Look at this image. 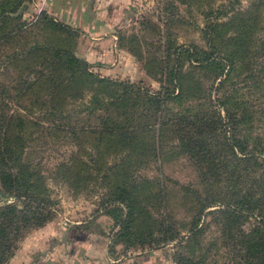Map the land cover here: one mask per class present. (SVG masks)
I'll return each instance as SVG.
<instances>
[{
  "label": "rangeland",
  "instance_id": "1",
  "mask_svg": "<svg viewBox=\"0 0 264 264\" xmlns=\"http://www.w3.org/2000/svg\"><path fill=\"white\" fill-rule=\"evenodd\" d=\"M113 1L118 20L113 21L112 30L121 37L120 45L129 56L122 61L124 70L116 74L107 73L106 62L95 64L77 56V36L52 29L34 11L25 14L23 8L18 20H0V84L9 94L7 115L11 119L6 134L8 146L15 152L7 170L23 175L17 182L21 190L47 199L54 216L49 223L12 230L0 264H55L47 256L66 250L65 242L75 236V226L100 234L103 250L98 258L104 264H175L170 259L175 252L197 264L226 262L225 252L232 240L219 232L215 214L206 217L198 243L182 242L178 247L174 241L161 243L159 238L164 226L180 235L187 233L197 198L204 203L221 200L222 191L245 194L241 180L236 176L230 181L222 179L214 172L207 180L201 177L194 162L179 153L166 129L161 134L151 129L134 131V145L116 133L101 132L109 127L96 117L99 111L91 100L90 85L80 80L68 81L63 73L62 82L50 94L47 88L27 89L25 85L33 80L37 68L33 54L48 57L52 47H66L90 64L93 74L134 83L150 93L159 92L161 86L171 89L168 74L179 62L180 72L186 74L182 106L202 108L197 103L213 96L209 86L214 76L205 71V78L203 71L191 74L190 61L178 56L179 47H194L198 54L200 49L211 51L221 58L229 50L236 51L235 68L221 91L249 83L246 76L250 69L259 79L264 75V56L255 52H260V45L264 50V4L255 5L251 0H111L108 5ZM31 2L27 7H32ZM242 30L248 33L245 40L233 42L232 37ZM198 77L199 89L189 92L188 83ZM259 80L264 82V78ZM166 106L172 112L181 108L170 101ZM59 111L60 117L52 115ZM136 116L134 113L133 120ZM145 121L140 116L137 119ZM135 141L142 144L136 146ZM224 181L233 182L234 188L229 183L225 187L209 185ZM247 184L252 186V182ZM249 190L245 197L257 199L259 191ZM0 191L5 196L0 197V205L7 199L17 210H26L25 203L12 196L14 191L9 192L7 182L0 180ZM233 196L227 195L228 199ZM115 206L117 219L108 213ZM262 216L264 220V211ZM257 218L254 212L251 217L234 219L237 235L233 250L239 249L237 240L242 233L254 230Z\"/></svg>",
  "mask_w": 264,
  "mask_h": 264
},
{
  "label": "trees",
  "instance_id": "2",
  "mask_svg": "<svg viewBox=\"0 0 264 264\" xmlns=\"http://www.w3.org/2000/svg\"><path fill=\"white\" fill-rule=\"evenodd\" d=\"M29 1L0 0V20H18L19 12L23 8L26 10ZM251 2L255 5L264 4V0H251ZM38 18L46 21L52 29H59L69 37L77 36L74 29L52 20L44 12H41ZM202 33L206 35L204 30ZM115 35L117 47L126 51L120 45L121 37L117 33ZM247 35L248 33L244 30L237 31L232 41L235 43L244 41ZM244 47L247 50L246 44ZM192 49L179 47L178 54V56L184 55L190 61L191 74L195 75V71H203V73L205 71L212 73L215 80L209 86L214 90L213 96H208L207 99L204 97L203 103H197L202 108L182 106L184 97L182 85L186 74L180 72L179 62L168 74L171 89L161 86L159 92L150 93L134 83L116 81L93 74L89 70L90 64L78 59L66 47L62 50L52 47L48 57L27 53L26 55L33 56L34 65L37 68L33 70L35 73L33 80L26 83L25 88H47L50 94V90L56 89L62 82L64 73L68 81L75 83L80 80L90 85L93 92L91 100L99 111L96 117L109 127L101 128V132L116 133L121 138H127L134 145V131L151 129L161 134V130L166 129L170 138L175 140L179 153L194 162L201 177L207 180V176H211L214 172L219 178L230 181L236 176V180L242 181L241 187L245 194L239 191L229 194L230 191L227 194L222 191L220 193L224 194L219 196L222 197L221 200L207 198L209 200L204 203L197 198V209L192 215V222L187 233L180 235L164 226L162 238L159 239L161 243L174 241L178 247L182 245V242L198 243L204 233L206 217L215 214L219 232L222 235L227 233L232 240L229 252H225V264H264V220L262 216L264 211V82L259 80L264 78V75L258 79L254 71L250 69L246 76L249 83L244 81L242 87L221 91L230 72L235 68L234 61L238 57L236 51L229 50L227 56L221 58L213 56L211 51L200 49L198 54L196 48ZM258 50L260 52H255L257 56H264L262 45ZM127 52L131 53L130 50ZM204 75L207 77L206 73L201 72V76L204 77ZM199 83V77L188 83L191 86L189 92L199 89ZM174 89L177 91L174 92ZM8 96V91L0 84V180L3 183L7 182L9 192L14 191L12 196L17 200L21 199L25 203L26 210H17L7 199L2 200L3 204L0 205V262L4 257L8 235L13 232L12 230H19L29 225L40 226L45 222H51L54 218L50 213L48 200L34 194H25V191L21 190L22 186L17 183L21 182L23 175L7 170L6 165L11 162L15 154L11 146H8L9 141L6 134L11 119L7 115ZM169 101L177 102L181 108L174 112L170 111L166 106ZM94 105L91 103L90 111L93 110ZM60 113L61 111L52 115L60 117ZM134 113L137 116L133 120ZM139 116L146 121L137 122ZM115 117H118V121ZM130 135H132L131 140ZM135 142L136 146L142 144L139 141ZM249 182H252V186L247 184ZM226 183L234 188V183L228 181L209 182V185L222 184V187H225ZM250 187L254 188V192L259 191L257 199L245 197L250 192ZM227 195L234 196L228 199ZM0 197L5 198L2 191H0ZM111 211L109 210L108 213L113 215V219H117L116 212H119L117 207L115 206ZM254 212L257 213V217L259 216L254 230L246 234L242 233L237 240L239 249L233 250L237 235L234 219L251 217ZM125 215L127 212L118 221L119 227L125 222ZM160 225L161 223H158V226ZM75 227V229H80V226ZM170 231L173 234H170ZM170 259L175 264H197L181 252L171 254Z\"/></svg>",
  "mask_w": 264,
  "mask_h": 264
},
{
  "label": "crops",
  "instance_id": "3",
  "mask_svg": "<svg viewBox=\"0 0 264 264\" xmlns=\"http://www.w3.org/2000/svg\"><path fill=\"white\" fill-rule=\"evenodd\" d=\"M110 1L52 0L44 13L52 20H61L77 32L74 46L77 56L95 64L106 62L108 67L104 68L107 73L116 74L124 70L122 61L129 56L116 45V33L112 27L115 25L113 21L118 20V8L113 4L115 1L108 5ZM31 11L32 7H27L25 14ZM73 231L75 236L72 235L65 242L66 250L59 251V254L53 252L52 257L47 258L55 264H104L98 258L103 250V241L98 234L81 228ZM64 251L67 255H64Z\"/></svg>",
  "mask_w": 264,
  "mask_h": 264
},
{
  "label": "built area",
  "instance_id": "4",
  "mask_svg": "<svg viewBox=\"0 0 264 264\" xmlns=\"http://www.w3.org/2000/svg\"><path fill=\"white\" fill-rule=\"evenodd\" d=\"M52 0H32L31 5L33 11L36 15H39L41 12L45 11Z\"/></svg>",
  "mask_w": 264,
  "mask_h": 264
}]
</instances>
